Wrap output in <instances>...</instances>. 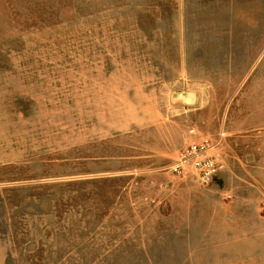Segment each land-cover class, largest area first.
<instances>
[{
	"label": "rangeland",
	"instance_id": "obj_1",
	"mask_svg": "<svg viewBox=\"0 0 264 264\" xmlns=\"http://www.w3.org/2000/svg\"><path fill=\"white\" fill-rule=\"evenodd\" d=\"M0 264H264V0H0Z\"/></svg>",
	"mask_w": 264,
	"mask_h": 264
},
{
	"label": "built area",
	"instance_id": "obj_2",
	"mask_svg": "<svg viewBox=\"0 0 264 264\" xmlns=\"http://www.w3.org/2000/svg\"><path fill=\"white\" fill-rule=\"evenodd\" d=\"M213 146L207 140L189 144L181 150L173 169L187 167L194 172L199 183L209 184L219 168V163L212 153Z\"/></svg>",
	"mask_w": 264,
	"mask_h": 264
},
{
	"label": "water",
	"instance_id": "obj_3",
	"mask_svg": "<svg viewBox=\"0 0 264 264\" xmlns=\"http://www.w3.org/2000/svg\"><path fill=\"white\" fill-rule=\"evenodd\" d=\"M180 98L183 99V101L185 103H193L195 102V99L193 97V94L192 93H187L186 95H183V94H177Z\"/></svg>",
	"mask_w": 264,
	"mask_h": 264
}]
</instances>
